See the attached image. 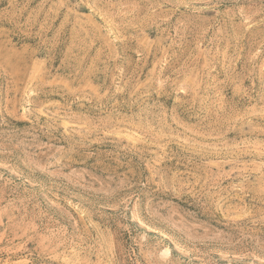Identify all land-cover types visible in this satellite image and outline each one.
<instances>
[{
    "label": "rangeland",
    "instance_id": "374dc122",
    "mask_svg": "<svg viewBox=\"0 0 264 264\" xmlns=\"http://www.w3.org/2000/svg\"><path fill=\"white\" fill-rule=\"evenodd\" d=\"M0 264H264V0H0Z\"/></svg>",
    "mask_w": 264,
    "mask_h": 264
}]
</instances>
